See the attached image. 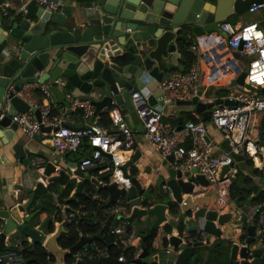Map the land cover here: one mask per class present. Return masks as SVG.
I'll return each mask as SVG.
<instances>
[{"label":"water","instance_id":"obj_1","mask_svg":"<svg viewBox=\"0 0 264 264\" xmlns=\"http://www.w3.org/2000/svg\"><path fill=\"white\" fill-rule=\"evenodd\" d=\"M2 0H0L1 2ZM60 1V0H51ZM264 0H64L67 7L62 11H54L31 1L26 9L14 12L11 17L0 16V110L7 106L8 115L0 119V126L9 129L5 133L8 140H12L18 125L13 122L11 115L32 110L38 119L41 118L39 109L30 106L16 96L26 83H44L54 81L65 83L71 91L78 90L84 95H94L96 113L105 108L118 105L122 111H133V92H138L148 106L161 107L159 98L161 91L158 83L168 77V73L175 69L185 70L181 63L182 53L179 47L182 42L192 40V36H204L211 31L210 27L219 25L223 21L232 24L239 22L240 15L250 12L252 4L262 3ZM214 8V11H213ZM264 29V19L259 21ZM247 71H243L233 85L245 84ZM247 85V84H245ZM255 91L256 89L247 85ZM85 99V97L83 98ZM225 102L233 105L230 99H217L203 102L198 97L192 100H177L167 106H194L201 113L204 120H209L210 110L215 105ZM264 129V114L260 122ZM178 128H183L179 118ZM51 131V128H43ZM221 147L230 151L228 139H223ZM19 160L33 168L28 152L20 143L13 146ZM234 163L225 166L221 177L231 168L236 169L235 177L245 172L240 162L246 157L232 152ZM143 156L142 150L134 144V154L123 166L126 171L133 168ZM111 157V156H110ZM175 155L169 156L163 164L174 160ZM58 160L48 161L45 165L43 177L47 178L48 186L38 181L24 203H14L10 200L5 209L0 210V217L5 222L0 233V252L8 249L7 236L22 234L30 238V246L41 243L48 219L43 220L37 228L36 217L47 210L46 204L51 202L54 191L53 184L65 185L76 179V188L70 197L75 200L83 191L85 183L92 184L97 190H107L110 198L108 207L117 205L122 199L132 201L144 196L145 189L136 176H131L132 187L121 189L116 182H109L111 173L94 176V169L77 170L75 177L67 171L76 167V162H70L68 167L62 165L56 170ZM197 170H181L170 167L167 169V185L172 190L182 214L190 219L199 221L205 218L204 240L192 244L183 242L178 235L171 234L165 239L164 245L154 247V251L144 248L137 263L145 264H191L200 259L198 248L211 245L212 238L222 240L230 246L229 264H260L264 256V246L252 248L254 242L253 225L247 227V238L237 236L231 226L237 203L230 202L226 212L218 213L215 209L216 191L210 189L206 196L193 198L195 183L184 180V176ZM126 176H129L126 173ZM79 178V180H77ZM197 184L207 187L209 182L203 175L195 178ZM23 189L22 185L16 187ZM45 195L50 196L46 199ZM183 195H186L183 198ZM42 196V197H41ZM40 197V198H38ZM255 197V196H254ZM162 197L161 202L149 209L135 207L129 216H121L128 223L141 221L153 215L151 228L160 227L167 221L165 211L171 207L170 200ZM0 193V201L5 202ZM39 206L32 210L33 204ZM31 209L27 216L21 212ZM264 210V204L261 206ZM69 211L80 214L67 203L64 213ZM66 220L60 221L54 234L46 236L43 247L55 257V262L43 264H67L68 258L75 255L86 243L92 240L81 236L80 240L70 248H63L59 239L66 232ZM142 243L144 236L140 234ZM168 245H170V250ZM252 248L254 259L248 261L249 248ZM241 258V260L238 258ZM78 264H89L79 262ZM197 264V263H196Z\"/></svg>","mask_w":264,"mask_h":264},{"label":"built area","instance_id":"obj_2","mask_svg":"<svg viewBox=\"0 0 264 264\" xmlns=\"http://www.w3.org/2000/svg\"><path fill=\"white\" fill-rule=\"evenodd\" d=\"M31 1H35L41 6L54 11H59L64 6L62 1L2 0L0 2V16L9 18L14 12L26 9V6ZM259 10L261 11V16L255 22L242 26L228 21H223L219 24V29L226 37L229 49L232 52H236L239 57L249 58L245 84L256 89L264 88V29L259 25V21L264 19V1L259 4L254 3L250 7V12ZM189 49L196 54V59L189 68L183 71L178 69L170 71L168 77L158 83V88L161 91L158 104L161 107L148 106L138 92L132 93L133 105L138 117L144 124L145 138L153 150L164 160L171 155H175L174 160L171 162L172 167L175 169L197 170V172H191L189 175L184 176V180H190L196 184L192 193L193 198L206 196V193L213 189L217 194L216 211L218 213L226 212L228 204L232 202L229 197L230 187L235 178L236 169L231 168L223 177H221V173L225 166H230L234 163L232 152L243 155L246 159L255 160L256 157L260 158V167L264 170V139L260 142L252 137L255 127L258 125L256 124V118L260 114H264V93L261 90H252L245 84L233 85V81L238 78L240 73L232 70V68H230V73L234 72V77L221 75L217 72L218 70L216 71L217 75L214 74L215 76L210 73L212 66H218L219 62L224 65L232 63L233 58L231 56H225L221 53L213 54L208 51L205 44L197 41H193ZM210 58H214V60L209 61ZM54 85L46 82L26 83L19 91L15 92L16 96L25 101L30 108L39 109L41 113L40 119L37 118L32 110L11 115L13 122L18 125V130L30 141L35 142L40 138L49 140L53 152L58 155L56 158L59 162L56 164L57 171L62 167L60 163L64 162L69 154L78 152L87 140L92 148L90 157L84 159L80 164L77 163L76 167H71L67 170L71 177H75L74 172L77 170L87 171L94 169L99 175L111 173L110 183L116 182L119 188L129 190L133 185L131 181L132 175L128 174L123 169V166L132 157H127L126 153L134 152L135 140L133 131L129 127L120 106L112 105L109 109L108 116L111 121V127H107L100 122V117L96 113L93 94L68 93L65 96V104L60 106L55 103L52 90ZM211 85L227 91L226 96L222 99L232 100L233 105L226 104L223 101L211 108L209 120L189 119L182 124L183 128L181 129L177 125L165 122L166 114L164 110L173 101H188L194 97H198L203 102L217 100L215 98L208 99L206 96V90ZM84 97L85 99H83ZM186 110L189 111L190 109ZM6 115H8V112L5 105L4 109L0 110V119H3ZM49 127L51 128L49 132L43 129ZM210 127L216 133L211 132ZM217 135L229 140L230 151L221 147L220 142L216 140ZM252 148H254L255 152L252 151ZM48 161L42 158L32 160L33 166L41 175L40 181L45 186H48V181L46 177H43V172ZM126 173L129 176H126ZM199 174L203 175L209 182L207 187L196 183L195 178ZM139 175L137 173L133 176H136L143 186ZM161 193L166 195L170 203L179 206L166 182L161 186ZM185 196L183 195V198ZM94 198L98 204H107L110 197L96 194ZM144 200L145 197L143 196L132 201L127 200L126 205H119L115 208H112L113 206L109 207L112 208L110 212L114 215L129 216L135 207L149 209L157 204L144 206ZM52 204L55 206V211L51 217L48 215V220L52 218L55 228L52 232H44L45 237L40 243L42 246L46 236L54 234L57 230L60 223L59 220H56L59 210L64 212V204L61 203L59 194L55 192L52 197ZM261 206L258 203L252 204L246 210L238 207L234 219L231 221V226L236 231V235L244 238H247V227L251 225L255 227L254 242L251 244L252 248L264 246V212L261 210ZM172 213V209L169 206L165 211L167 221L163 224L171 223ZM29 214L30 211H26L23 216ZM75 216L76 214L73 212L65 214L66 223H71ZM177 217L175 216L174 220ZM190 220L193 219L184 218L181 222L185 235H181L180 232L177 235L182 238L183 242L189 243V234L196 233L199 236V241H203L205 218H200L199 221L193 220L194 222L191 226ZM4 222V219L0 221V233L3 231ZM39 224H36L35 228ZM162 225L160 226L161 231H158V235L154 239V247L163 246V241L171 235V233H165ZM111 234L115 237L114 251L111 252L108 249L91 246V243H86L71 257V261H66V263L78 264L79 262H87L90 264L91 262L110 258L119 252L117 259L120 263L137 264L136 259L143 253L144 246L134 222L128 223L123 220L115 224L111 227ZM160 234H163V240L159 244L156 241ZM8 240L9 237L7 236V245ZM29 240L31 239L29 238ZM168 247L170 250V245ZM20 248H22V243H18L11 250L0 252V264H23L22 256L16 251ZM133 248L134 260L128 261L126 253ZM252 248H249L248 261L254 259ZM47 252V261L49 263L55 262L52 261L54 255L49 251ZM239 259L241 260V258Z\"/></svg>","mask_w":264,"mask_h":264},{"label":"crops","instance_id":"obj_3","mask_svg":"<svg viewBox=\"0 0 264 264\" xmlns=\"http://www.w3.org/2000/svg\"><path fill=\"white\" fill-rule=\"evenodd\" d=\"M60 1H64V0H60ZM66 8L67 7L62 6L59 11H62ZM213 11H214V8H213ZM255 21L257 20L251 21L249 23H252ZM245 24H243V22L239 18V22L237 23V25L242 26ZM210 29H211L210 30L211 32L209 34L204 35V36H192L193 38L192 40L205 44L208 48V51H211V53L213 54L221 53L225 56L227 55L233 58V62L227 63V65H224L221 62H219L218 66H215V67L212 66L210 73L213 75L214 74L217 75L216 73L219 72L221 75L234 77L235 74L234 72L230 73V68H232V70L236 72H239L240 74L243 71H247V70H244L242 63L239 60L240 57L238 56V54L236 52H232L229 49L227 45L226 37L221 33L219 29V25L210 27ZM215 29L217 30L219 29V32L216 31ZM213 60L214 58L209 59V61H213ZM185 69L187 68L185 67ZM46 83L55 84L52 90H53V96L55 99V103L57 105L61 106L65 104L66 94L68 93L79 94L78 90H75L73 93V91H71L70 89L66 87L65 83H57V82L50 81V80L47 81ZM207 90H209L206 95L208 99H211V98L222 99L224 96H226V92H227L224 89H220L218 86H212V85ZM106 109L107 108H105L103 111H105ZM186 109H190V110L187 111ZM165 111L167 113V117L165 118L166 122L173 124V125H177V126L179 124V118L182 119V123L184 124L187 120L190 119V115L194 116L196 119H201L203 121H206L204 120L202 114L196 111L194 106H169L165 108ZM123 113L126 117L129 127L133 131V138L135 140L137 147H139L143 152V156L140 162H138L135 165V167L126 169V172L133 176L134 174L132 171L136 168L138 170V173L140 174L139 175L140 180H142L144 189L146 190L144 196L146 195L148 196V192L150 191L151 188H153L154 192L151 195V199L152 198L154 199L156 197H158L157 199H159V196L161 195L159 194V192H161V187L160 189H158L159 187L158 180L159 178H162L163 179L162 184L166 182L168 178L167 169L172 167V165L169 161L167 162L166 165H164L163 162L165 160L159 154H157V152L153 150L149 142L146 140L145 127L141 119L138 117L136 110L134 109L133 111H124ZM261 118L262 116L260 117L258 116L256 118V124L258 125L260 124ZM176 120H178V124L174 123ZM256 128L257 127H255V131H254V134H252V137L257 141H262L261 133L256 131ZM210 131L213 133H216V131L212 127H210ZM9 132H10L9 129H6L0 126V193L6 199L5 202H3L4 204L2 205V208L0 210L5 209V206L10 200H12V202L14 203L26 202L30 192L35 188L37 182L40 180V177H41V175L39 174V172L34 166L33 168H31L30 166L23 164V162L19 160V158L17 157V155L15 154L13 150L14 144L20 143L24 147V150L28 152V157L31 159V161L35 158H42V159L49 160V161L57 158L56 154L53 152L51 148V144L48 139L45 140L43 138H40L35 142L30 141L29 139L23 136L20 130H18L14 134L13 139L8 140L5 133H9ZM223 139H224L223 137L220 138L218 142L221 143ZM252 151L255 152L254 148H252ZM133 153H134L133 151L127 152L126 156L127 157L132 156ZM251 161H253V167L250 166V164H252ZM70 162H71L70 160L66 161V164L64 166L68 167L67 164H69ZM260 164H261L260 158L256 157L255 160L246 159L244 161H241L240 167L245 172L246 175L253 177L254 181L264 189V177H261L260 175H255L253 171L254 168L262 169V167H260ZM94 176L99 177L100 175L94 172ZM77 180H79V178H77ZM19 185L23 186L22 190H19L16 188ZM58 187L59 189L54 188L55 190L54 192L56 194H59L57 190H61L59 185ZM159 202L160 200H157V203ZM249 207H250V204L249 205L244 204L242 206V208H244L245 210L248 209ZM28 211L31 212V209ZM23 214L24 212H21V216H23ZM48 215L49 213L47 211H42L39 214V217L36 219V221H39L36 224L41 223L45 219H48ZM184 218L188 219L189 217L185 216ZM1 220H3L2 217H0V221ZM181 222H178V225H175L174 223L171 222L170 224H163L162 226L164 227L166 225H171L172 226L171 234L177 235V233L179 232L178 227L181 224ZM190 222H191L190 224L191 226L194 221L190 220ZM152 223L153 222H151V224ZM193 225H197V224H193ZM148 226L149 224L144 226L143 229H147ZM157 228H158V231H161L160 227H157ZM193 238L195 242L199 240V236L196 233ZM162 240H163V234L162 235L160 234L156 242L160 244ZM25 241L30 242L29 238H27L26 236L22 234H15L12 237H10L7 243L9 247L14 248L18 243H23ZM212 241L213 242L211 243V245H204L198 248L200 259L196 263L197 264H229L230 250L228 251L227 256L221 255L217 261L210 262V257L212 256L213 251L216 249L215 245L217 243V240L214 237L212 238ZM190 263L196 264L194 263L193 260H191ZM260 264H264V256L261 258Z\"/></svg>","mask_w":264,"mask_h":264},{"label":"trees","instance_id":"obj_4","mask_svg":"<svg viewBox=\"0 0 264 264\" xmlns=\"http://www.w3.org/2000/svg\"><path fill=\"white\" fill-rule=\"evenodd\" d=\"M192 42L193 40L182 42L180 47L182 53L181 63L187 69L189 68L191 63L196 59V54L189 49ZM111 107H108L105 111H101L98 114L100 117V122L107 127H111V121L108 116V111ZM262 115L263 114H260L259 117ZM190 119L197 120L192 115H190ZM174 123L178 124V120H176ZM257 130L261 133V140H263L264 129L261 128L260 124L256 128V131ZM91 150L92 148L86 140L82 148L78 152L72 153V154H76L77 160H70V161L80 164L84 159L90 157ZM70 155L71 154H69L68 157ZM251 163L252 164H250V166L253 167V161H251ZM253 171L255 175H260L261 177H264L263 169L254 168ZM132 172L134 175H136L138 173V170L135 168ZM76 182H77L76 179H73L66 184V187L63 190L58 191L60 201L62 204L65 205L67 203L72 209L78 210L80 212V214L73 212L76 214V216L71 223L65 222L66 232L60 236L59 244L63 248H70L80 240L81 236H87L92 240L90 244L91 246H99L100 248L108 249L111 252L114 251L115 237L111 234V227L119 222H122L124 219L118 218L110 211L112 208H115L119 205H126L127 200L122 199L119 204L114 205L112 208H109L107 204H98L94 196L96 194H99L104 197H110L109 192L104 189L97 190L92 184L85 183L83 187V191H85L86 195L84 196L82 194H79L75 200L70 201L69 199L76 188ZM52 187L53 188H51V190L55 191L54 184ZM153 192L154 190L153 188H151L150 191L148 192V196H144L145 197V200L143 201L144 206H151L153 204H156L157 200L161 201L162 197H164L162 196L161 193L159 199H157L158 197L151 199V195L153 194ZM229 197L230 200L232 202L237 203L239 207H242L244 204L252 205L258 203L263 205L264 189L254 181L253 177H250L246 174H240L236 176L232 181ZM3 204L4 203L0 201V209L2 208ZM33 206H34L32 208L33 210L39 207L36 205V202H34ZM46 207L47 210L45 211H47L49 213V217H51V215L55 211V206L52 204V198H51V202L46 204ZM171 209L172 212L175 210H179V208L174 203H171ZM262 211L264 212V210ZM68 213H72V212L69 211ZM183 216L185 217L186 215ZM38 217L39 216H37L36 219ZM56 220L57 221L65 220V215L63 211L59 210ZM151 226L152 224L150 223L147 229H142L141 231H139V234H142L144 236V243H143L144 248L150 251H154L153 242L158 235V228H151ZM54 228H55L54 221H52V218H50L46 226L47 232H52ZM178 229L181 235H185L183 224H180ZM164 231L166 234L171 233L172 226L171 225L164 226ZM194 236L195 233L189 234L190 244L195 242L193 238ZM225 243H226L225 241L217 240V243L215 245L216 249L213 251L212 256L210 257V262L217 261L221 255L222 256L228 255L230 246L226 245ZM11 249L13 248L8 247V249L1 252H6ZM16 251L18 254L22 256L23 264L49 263L46 259L48 252L40 243H36L33 246H30V242L25 241L22 243V248L17 249ZM119 254L120 253L118 252L117 254L112 255V257L110 258L91 262L90 264H123L120 263L117 259ZM126 257L128 261L134 260V248L130 252L126 253ZM70 259L71 258H68L67 262H70L71 261ZM52 261H55V257L52 258ZM137 264H145V262L143 261L142 263H137Z\"/></svg>","mask_w":264,"mask_h":264},{"label":"rangeland","instance_id":"obj_5","mask_svg":"<svg viewBox=\"0 0 264 264\" xmlns=\"http://www.w3.org/2000/svg\"><path fill=\"white\" fill-rule=\"evenodd\" d=\"M260 16H261V11L259 10V11H256V12H246V13L240 15V19L243 22V24H245V23H249V22L254 21V20H258L260 18ZM215 30L219 32V29L218 30L215 29ZM239 60L241 61L244 70H247L248 67H249V58H247V57H244V58L243 57H240ZM208 91L209 90H206V93H208ZM165 114H166V117H167L166 111H165ZM220 138H222V136L221 135H218L217 138H216V140H219ZM56 157H58V155H56ZM68 160H77L76 154H71L69 157L67 156L66 159H65V161L64 162H61V165H65L66 164V161H68ZM162 181H163V179L162 178H159V180H158V186H159L158 189H160L161 184H162ZM54 188L59 189V187H58L57 184L54 185ZM57 191H59V190H57ZM159 194H161V192H159ZM45 196H46V199H49L50 198V196H48V195H45ZM163 196L166 197V195H163ZM166 200L168 201L167 198H166ZM176 215H178V217H177L176 220H174V218H175ZM116 216L121 219V216L120 215H116ZM172 217L173 218H171V222L174 223L175 225H178V222H181V221L184 220V216L182 215V213L179 210L173 211ZM151 222H154L153 215L146 216L141 221L134 222V223H135V226H136V228H137V230L139 232V231H141L144 228V226L150 224Z\"/></svg>","mask_w":264,"mask_h":264}]
</instances>
